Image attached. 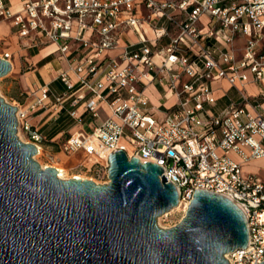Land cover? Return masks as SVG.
<instances>
[{
  "label": "built area",
  "instance_id": "built-area-1",
  "mask_svg": "<svg viewBox=\"0 0 264 264\" xmlns=\"http://www.w3.org/2000/svg\"><path fill=\"white\" fill-rule=\"evenodd\" d=\"M159 18L173 30L158 27ZM145 21L155 41L169 37L165 46L152 48L140 31ZM0 22L27 41L24 49L54 44L80 89L92 94L85 111L98 118L99 102L110 111L90 134H69L65 153L81 154L89 169L102 165L106 176L115 151L153 162L176 188L183 208L194 190L228 198L243 211L248 228L247 247L226 254L228 264L264 261V180L243 170L264 157V0H17L16 8L0 0ZM129 31L140 46H123L117 58L105 55ZM0 58L12 65L10 53ZM153 73L166 75L168 91L179 99L161 119L147 109L144 92ZM60 79L67 91L73 89L67 73ZM221 80L238 90L240 101L213 115L204 105L215 103L211 84ZM246 84L257 88L255 95L246 92ZM39 92L29 109L46 105L49 90ZM64 96L54 97V110ZM15 115L17 129L41 148L27 110L17 107Z\"/></svg>",
  "mask_w": 264,
  "mask_h": 264
},
{
  "label": "water",
  "instance_id": "water-1",
  "mask_svg": "<svg viewBox=\"0 0 264 264\" xmlns=\"http://www.w3.org/2000/svg\"><path fill=\"white\" fill-rule=\"evenodd\" d=\"M10 71L0 58V78ZM16 111L0 97V264H228L247 247L243 211L210 191L194 190L181 220L160 228L178 193L153 162L115 151L106 184L42 168Z\"/></svg>",
  "mask_w": 264,
  "mask_h": 264
},
{
  "label": "crops",
  "instance_id": "crops-1",
  "mask_svg": "<svg viewBox=\"0 0 264 264\" xmlns=\"http://www.w3.org/2000/svg\"><path fill=\"white\" fill-rule=\"evenodd\" d=\"M6 1L10 2L9 0ZM11 4L13 8H16L17 0H14V3ZM143 13L147 14L148 11L143 10ZM201 19L202 21H206L207 17L202 16ZM155 22L158 27H166L170 31L173 30L172 26L165 18L156 19ZM0 30L7 34H13V31L5 22H0ZM140 31H144L147 39L151 40L155 45L152 47L153 49L162 48L169 41L168 36H163L155 41L152 27L146 21L141 23ZM137 40L136 33L129 31L122 36L121 45L118 48L106 51L105 55L117 58L125 45H129V50H135L140 46L136 44ZM26 42V40L20 41L22 44ZM240 43L241 39L235 41L236 45H240ZM19 51L23 52L22 54L25 55L23 65L26 67V72L23 75V84L28 94L27 100L22 104V107L28 112L27 121L32 129L41 136V143L55 146L65 141L69 134L77 131H84L85 124L92 130L94 126L99 125L102 119L110 114L104 102L97 103L99 108L98 118H93L91 113L85 111L84 104L92 97V94L80 89V85L76 82L77 78L71 69V65L60 56L54 44L33 46L25 49L20 48ZM14 60L15 59L12 57V66L14 65ZM154 61L158 63L159 59L155 57ZM63 72L69 75L74 84L73 89L70 91L66 90L65 85L60 79V74ZM153 75V79L147 82L144 91L149 100L147 109L152 112L155 117L161 119L169 108L178 103L179 99L174 93L168 91L166 75L163 79L156 73H153ZM211 86L216 101L213 105H204L210 114L218 115L230 104L240 101L238 90L230 86L225 80L213 82ZM41 88L49 90V98L45 102L46 105L33 110L29 109L32 101L39 95V90ZM245 89L249 95H255L257 92V88L253 84H246ZM58 95L65 96L62 102L58 104V110H54V97ZM92 119H94L97 124H94L95 121ZM252 161L258 163L264 161V157ZM248 164L243 167V170L247 173L252 172L258 175L257 171L253 172L251 171L252 168L250 169V167H247Z\"/></svg>",
  "mask_w": 264,
  "mask_h": 264
},
{
  "label": "rangeland",
  "instance_id": "rangeland-1",
  "mask_svg": "<svg viewBox=\"0 0 264 264\" xmlns=\"http://www.w3.org/2000/svg\"><path fill=\"white\" fill-rule=\"evenodd\" d=\"M9 1L14 3V0ZM20 41L22 40L18 39L14 33L7 34L6 32L0 30V55L3 52H8L12 55L13 59H15L11 71L0 78V97L12 106L19 107V109H25L22 107V104L27 100L28 94L23 84V75L26 72V67L23 65L25 55L22 54L23 52L19 51L20 48H23ZM94 124H97V122L95 121ZM84 132L86 134L91 133V129L87 124L84 126ZM19 135L21 139L19 137L18 138L21 141L29 142L30 139L27 134L21 129H19ZM63 142L55 146L40 143L41 153L37 155L35 160L43 164L63 167L65 169V176L67 179H70L72 175H79L85 179L93 180L96 184H106V181H108L106 169L102 165L98 164L97 166H93L89 169L84 157L81 154L69 155L63 151ZM247 167H250V169L252 168L251 171L253 172L257 171L258 176L264 180V161L258 163L251 161ZM171 210L157 217L156 223L160 228H170L176 225L185 214L183 206H181L178 210H175L171 214L165 216Z\"/></svg>",
  "mask_w": 264,
  "mask_h": 264
},
{
  "label": "bare ground",
  "instance_id": "bare-ground-1",
  "mask_svg": "<svg viewBox=\"0 0 264 264\" xmlns=\"http://www.w3.org/2000/svg\"><path fill=\"white\" fill-rule=\"evenodd\" d=\"M11 68H12V65H11ZM17 131H18V132H17V135H18V137L21 139V137H20V135H19V129H17ZM37 147H39V148H37V153L34 155V159H36L37 155H39V154L41 153V148H40V146L37 145ZM37 162L40 164V166H41L42 168H45V167L51 166V165L43 164V163H41V162H39V161H37ZM52 166L55 167V168L57 169L58 177H60V178H62V179H67V177L65 176V169H64L63 167H60V166H57V165H52ZM71 178L85 179L84 177L79 176V175H72ZM181 206H182V205L178 204L176 207H174V208H173L169 213H167L165 216L171 214V213H172L173 211H175V210H178ZM187 207H188V204H186V205L184 206V208H183V211H184V212H186ZM159 219H160V218H159ZM159 219H158V221H159ZM158 223H159V222H158Z\"/></svg>",
  "mask_w": 264,
  "mask_h": 264
}]
</instances>
